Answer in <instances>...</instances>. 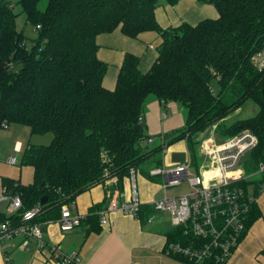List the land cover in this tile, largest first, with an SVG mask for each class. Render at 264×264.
I'll return each instance as SVG.
<instances>
[{
    "label": "trees",
    "instance_id": "obj_1",
    "mask_svg": "<svg viewBox=\"0 0 264 264\" xmlns=\"http://www.w3.org/2000/svg\"><path fill=\"white\" fill-rule=\"evenodd\" d=\"M205 1L214 4L217 17L162 27L156 16L159 0H20L37 32L28 47L13 4L0 0V123L26 125L32 134H54L50 143L30 142L26 147L23 160L33 167L31 182L3 178V191L21 196L20 211L38 204L34 220H56L64 204L71 205L98 183L115 179L110 187L124 191L132 168L157 181L151 168L162 166L164 149L180 140L198 169L207 161L200 135L215 124L222 138L244 129L257 134L258 143L249 154L257 168L264 160V66L256 64L259 54L264 55V0ZM118 27L133 38L154 31L162 41L147 71L140 69V55L126 52L116 84L108 88V63L98 56L97 37ZM214 77L218 92L211 86ZM151 98L181 103L186 122L163 133L156 146L143 147L141 142L151 137L143 113ZM248 100L258 105L257 112L224 124ZM145 163L148 169L142 167ZM259 180L248 179L244 186L253 183L258 190ZM43 196L47 199L41 203ZM141 210L142 222L155 212L148 204ZM1 216L10 217L5 212ZM169 228L167 243L208 242L184 233L183 226ZM172 255L192 264L183 255Z\"/></svg>",
    "mask_w": 264,
    "mask_h": 264
},
{
    "label": "crops",
    "instance_id": "obj_2",
    "mask_svg": "<svg viewBox=\"0 0 264 264\" xmlns=\"http://www.w3.org/2000/svg\"><path fill=\"white\" fill-rule=\"evenodd\" d=\"M162 1L163 6L160 3L156 8V16L162 27L176 26L183 20L196 23L205 17L218 15L217 13L211 16L214 8L205 0H180L176 4H170L167 0ZM149 32H143L136 38L148 42L146 40L151 37ZM129 38L134 39L125 35L120 27L112 32H102L97 37L100 59L108 63V68L109 63L116 65V73L113 71L110 74L107 69L105 74L104 85L108 88L115 86L114 78L119 72L125 53L130 51L139 55L140 50L143 49L142 46L133 44V40L129 42ZM161 41L162 38L159 44ZM148 51L145 48L141 51L142 71H147L144 67H151L157 57V53L153 51L151 58L148 57ZM145 57L149 60L143 65ZM154 100L157 99L151 98L147 103ZM161 135L158 136L159 142L162 140ZM178 142H184L186 145L185 140ZM18 143L22 147V142L18 141L14 149ZM176 143L166 148L165 153H168L170 148L172 150ZM164 159L162 165L166 166ZM183 159L184 154L172 152L167 164L173 166ZM158 178L159 180L154 181L137 174L136 186L143 204L151 205L154 199L161 197L157 196V192L163 190L160 185L162 180ZM114 180L98 183L76 197L71 207L82 216V222L74 229L62 230L57 220L49 221L44 225V238L50 244L59 246L67 254L76 253L78 262H63L54 256L49 246L38 247L33 237H30L29 249H24L21 247V242L25 236L18 234L0 242V264H189L177 259L166 250L167 232L169 227H172L167 212L155 211L145 222H142L139 217L108 207V201L112 196H118L119 201H123L129 199L132 194L130 177L124 179L122 192L110 187ZM259 182L261 186L258 190L254 188L253 183L250 184V192L256 196L255 213L252 214L250 224L240 237L237 246L223 264H264V181L259 180ZM104 213L106 220H103Z\"/></svg>",
    "mask_w": 264,
    "mask_h": 264
},
{
    "label": "built area",
    "instance_id": "obj_3",
    "mask_svg": "<svg viewBox=\"0 0 264 264\" xmlns=\"http://www.w3.org/2000/svg\"><path fill=\"white\" fill-rule=\"evenodd\" d=\"M256 64L260 69L264 66V55L259 54ZM6 126V123H0V128ZM211 135L201 142L202 151L207 157V169L201 172L195 170L192 174L193 163L187 153L173 168L162 165L150 170L152 176L161 178L160 185L165 192L168 187L181 184L182 180H187L190 184L188 192L171 196L165 193L154 199L151 206L155 211L167 212L172 226H183L184 233H192L208 241L204 245H196L195 240L189 244L179 241L166 244L169 254L183 255L192 264L225 263L248 227L251 209L256 200L249 187L244 186V181L252 175L246 172L243 160L249 158L250 151L256 147L257 134L253 130L244 129L227 138H215ZM148 140L152 141V137ZM20 149L21 144L18 143L16 150ZM7 161L15 164L17 156L11 155ZM255 171L261 172V179L264 180V160L259 161ZM136 178L137 172L132 168L131 197L119 201L118 196H112L108 201L110 209L139 217L143 203L138 194ZM5 199V209L2 210L0 206V242L23 234L25 237L21 242L22 248L29 249L30 237H33L38 247L49 246L54 256L63 262H78L76 253L67 254L44 238V225L49 221L34 220L40 212L38 204L20 211L24 203L19 194H10L5 190L0 195V202ZM2 212L10 217L3 218ZM56 220L60 228L67 231L80 225L82 216L73 211L71 205L64 204L60 217ZM103 220H106L105 213Z\"/></svg>",
    "mask_w": 264,
    "mask_h": 264
},
{
    "label": "rangeland",
    "instance_id": "obj_4",
    "mask_svg": "<svg viewBox=\"0 0 264 264\" xmlns=\"http://www.w3.org/2000/svg\"><path fill=\"white\" fill-rule=\"evenodd\" d=\"M10 4H13V10L15 11V13H17V17H16V23H17V28L19 30L24 31L25 35H26V43L28 45V47H31L32 44L34 43V38L37 35L36 32V28L30 23L28 22L26 15L24 12H22V5L20 3V0H7ZM161 3V6H163V1L159 0V4ZM210 3V2H209ZM44 2L42 3V7H44ZM212 6V8H214L213 10V15L211 16H215L217 15V9L214 6L213 3L210 4ZM151 34V37L148 38L146 41L148 42H144L142 40H140L139 38H134L131 39L129 38L128 41L131 42V40H133V44L137 45V46H142L143 47V51L144 48L146 50H149L147 52V56L151 58V52H156L158 54V44L160 42V39L162 38L160 34L158 33H154V32H149ZM160 37V39L158 38ZM151 43H153V45H151ZM130 44V43H129ZM132 46V44H130ZM134 48V46H132ZM142 50H140L139 55L142 56L143 53L141 52ZM142 60V59H141ZM146 60L149 59H144L143 61V65L147 62ZM152 65V64H151ZM116 65L113 63H109V71L110 74L114 71L116 73ZM147 70L150 68L149 67H144ZM118 73V72H117ZM115 75V74H114ZM117 76H115L114 78V82L113 85L116 84L117 81ZM211 86L213 88V90L215 92L219 91V82L217 77H214L211 80ZM258 110V105L252 101V100H248L246 101L245 104H243L241 107L233 110L232 112H230L226 118L223 120L224 124H231L239 119H244L247 117H250L251 115L255 114ZM186 108L181 105V103L177 102V101H168L167 103H162L158 100H154L151 101L149 103H147L144 107L143 113H144V119L146 122V133L148 135L152 136V141L150 142H146L142 141L141 145L143 147L145 146H149V147H154L158 144L159 140H158V136L171 131L173 129L182 127L185 122H186ZM217 124L213 125L212 127L206 129L204 132L201 133L200 135V140L204 137H209V135H211L213 133L215 138H222V134L219 133L218 131V125L216 127ZM216 127V130H213ZM211 135V136H213ZM54 134L52 131L49 132H45V133H31V130L28 126L23 125V124H18V123H11L10 125L6 126V127H1L0 128V146L2 147L0 149V195L3 194V188H2V182H3V178L4 177H13L16 180H19L22 183H29L33 180V167L30 164L24 163L23 160V156H24V152L26 150L27 145L30 142L33 143H43V144H47L50 143L52 141ZM162 137V136H161ZM21 141L22 142V147L20 149V151H17L16 149H14L15 144ZM203 141V140H202ZM201 141V142H202ZM170 146V145H169ZM186 149V145L184 144V142H177L174 145V148H170V151L168 153H163V159H164V163L166 164V166L168 167L169 165L168 163V159L169 157H171L172 152H174V154H178L180 153V155L184 154V158L187 156V153L189 154L191 161H192V170L191 173L193 174V172L195 170L201 172L204 169H207V161H205V163H203L198 169L195 166L191 153L189 150ZM11 155H16L17 156V163L15 164H10L7 159L9 156ZM249 156V155H248ZM166 161V162H165ZM243 164L245 166V170L248 174H251L252 176H250V179L252 180H256L258 178H261L262 174L261 172H257L256 173V167L254 168L252 166V161L249 158H244L243 160ZM143 168L148 169V163H145L144 165H142ZM168 168H173V166H169ZM250 185H249V189H250ZM190 184L188 183L187 180H182L181 184L176 185V186H170L167 188L166 192L165 190H160L157 192V196H163L166 194L168 195H176V194H183L186 193L190 190ZM7 200H2L0 202V206L2 208V210L5 209V205ZM167 216V213H165Z\"/></svg>",
    "mask_w": 264,
    "mask_h": 264
},
{
    "label": "water",
    "instance_id": "obj_5",
    "mask_svg": "<svg viewBox=\"0 0 264 264\" xmlns=\"http://www.w3.org/2000/svg\"><path fill=\"white\" fill-rule=\"evenodd\" d=\"M46 199H47V197H46V196H43V197L41 198V203H44V202L46 201Z\"/></svg>",
    "mask_w": 264,
    "mask_h": 264
}]
</instances>
